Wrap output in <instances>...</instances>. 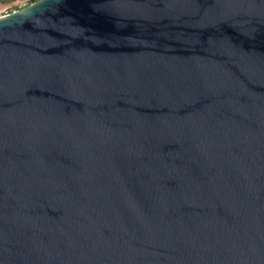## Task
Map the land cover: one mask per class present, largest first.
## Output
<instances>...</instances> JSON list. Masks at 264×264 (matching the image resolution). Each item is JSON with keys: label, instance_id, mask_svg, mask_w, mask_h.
Instances as JSON below:
<instances>
[{"label": "water", "instance_id": "1", "mask_svg": "<svg viewBox=\"0 0 264 264\" xmlns=\"http://www.w3.org/2000/svg\"><path fill=\"white\" fill-rule=\"evenodd\" d=\"M0 18V264H264V0H39Z\"/></svg>", "mask_w": 264, "mask_h": 264}, {"label": "rangeland", "instance_id": "2", "mask_svg": "<svg viewBox=\"0 0 264 264\" xmlns=\"http://www.w3.org/2000/svg\"><path fill=\"white\" fill-rule=\"evenodd\" d=\"M28 2L35 3L33 0H0V18L22 11Z\"/></svg>", "mask_w": 264, "mask_h": 264}, {"label": "trees", "instance_id": "3", "mask_svg": "<svg viewBox=\"0 0 264 264\" xmlns=\"http://www.w3.org/2000/svg\"><path fill=\"white\" fill-rule=\"evenodd\" d=\"M34 2H36V1H39V0H33Z\"/></svg>", "mask_w": 264, "mask_h": 264}]
</instances>
